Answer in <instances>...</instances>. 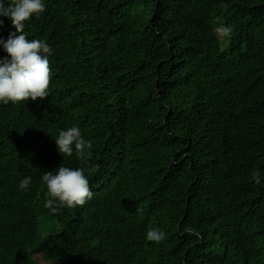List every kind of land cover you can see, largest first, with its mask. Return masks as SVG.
I'll return each mask as SVG.
<instances>
[{
	"label": "trees",
	"instance_id": "obj_1",
	"mask_svg": "<svg viewBox=\"0 0 264 264\" xmlns=\"http://www.w3.org/2000/svg\"><path fill=\"white\" fill-rule=\"evenodd\" d=\"M44 3L24 34L51 47L50 95L0 103V152L24 161L4 181L14 196L31 177L22 201L49 214L58 260L264 264V0ZM221 15L233 33L227 49L212 53L208 34ZM0 20L6 40L15 29ZM98 74L124 109L113 106L123 124L100 149V125L86 111ZM72 126L93 144L86 164L57 150L59 131ZM96 164L108 181L89 174ZM59 166L83 167L93 196L53 213L41 177ZM223 195L231 205L213 218ZM154 228L165 232L159 244L146 239ZM185 228L192 234L181 236ZM15 245L0 235V253L35 258Z\"/></svg>",
	"mask_w": 264,
	"mask_h": 264
},
{
	"label": "clouds",
	"instance_id": "obj_2",
	"mask_svg": "<svg viewBox=\"0 0 264 264\" xmlns=\"http://www.w3.org/2000/svg\"><path fill=\"white\" fill-rule=\"evenodd\" d=\"M238 1L244 5L243 0ZM45 10L44 0H7V6L4 0H0V16L9 18L15 29L8 34L6 40L0 38V46L7 53L6 57L0 58V103L2 104L36 101L38 98L43 100L50 95L52 72L48 57L51 55V47L44 40H29L24 34L25 22L34 15L39 18ZM215 21L216 26L208 34V40L212 43L213 39L220 37L219 39H228L230 45L229 39L231 40L233 28L226 25L223 15ZM221 22L225 25L219 26ZM0 26H3V20H0ZM215 30L218 36L214 33ZM92 87L97 99L94 107L87 100L86 111L88 116L100 125V133L95 140L96 147L100 149L123 124L121 122L124 118L115 116L113 106L116 105L119 112H123L124 109L118 100V92L101 74L95 77ZM55 144L60 154L72 157L75 152L78 160L85 164L92 156L93 144L82 136L77 126L60 130ZM23 162L11 153L0 152V235L4 236L7 243L16 244V248L34 255L35 258L24 259L15 253L3 252L0 253V264H67L58 260L57 249L53 244L59 231L50 229L48 224H44L49 214L44 213L36 204L22 201L28 194L31 177H25L19 182L14 196L4 181L13 168L24 164ZM100 167L99 164L94 165L89 169V174H95ZM94 176L97 184L108 181L106 175L102 173H96ZM252 178L256 184H260L261 178L258 172H254ZM41 180L47 190L44 206L53 213L65 207L83 206L92 199L93 193L83 167L59 166L55 173L44 171ZM222 198L223 201L216 200V205L211 208L213 218H219L231 205L226 201L227 196L223 195ZM179 232L178 227L177 233ZM186 233L191 235L192 229L185 228L180 235L184 236ZM198 236L202 237L201 234ZM146 239L159 244L165 239V232L158 228L151 229L147 231Z\"/></svg>",
	"mask_w": 264,
	"mask_h": 264
},
{
	"label": "rangeland",
	"instance_id": "obj_3",
	"mask_svg": "<svg viewBox=\"0 0 264 264\" xmlns=\"http://www.w3.org/2000/svg\"><path fill=\"white\" fill-rule=\"evenodd\" d=\"M222 24L225 25L224 23L221 22L219 24V26L222 25ZM214 33L217 35L216 30H215ZM219 38L213 39V42L211 43L210 49H211V52L212 53L216 52L217 50H218L217 52L222 51V50H224L229 45L228 39L227 40H224V39H219ZM229 41H230V39H229Z\"/></svg>",
	"mask_w": 264,
	"mask_h": 264
}]
</instances>
